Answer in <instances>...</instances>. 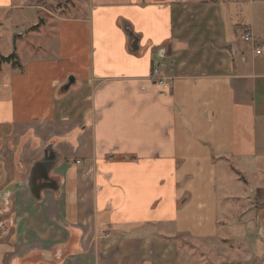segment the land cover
I'll return each mask as SVG.
<instances>
[{
  "label": "crops",
  "instance_id": "1",
  "mask_svg": "<svg viewBox=\"0 0 264 264\" xmlns=\"http://www.w3.org/2000/svg\"><path fill=\"white\" fill-rule=\"evenodd\" d=\"M34 2L0 0L18 38L0 63V264H235L244 207L220 227L215 162L231 198L264 177V0H88L45 22Z\"/></svg>",
  "mask_w": 264,
  "mask_h": 264
},
{
  "label": "rangeland",
  "instance_id": "2",
  "mask_svg": "<svg viewBox=\"0 0 264 264\" xmlns=\"http://www.w3.org/2000/svg\"><path fill=\"white\" fill-rule=\"evenodd\" d=\"M34 4L37 6H40L43 10H41L40 15V21L45 22L47 20V13L57 11L60 9H69V12H74V9H79L80 13L76 17H84L89 14V9H91L92 5H89L88 0L81 1L80 4L77 3L75 6V0H34ZM33 12V11H31ZM3 23L4 21H0ZM18 24V23H17ZM19 25V24H18ZM21 27V26H19ZM53 27V24L51 25ZM22 29V27H21ZM16 31L15 24L11 23H3L2 28L0 30V43L5 50H1L0 47V63L3 60L2 55H12L15 52H13V49L16 45H14L15 40H18L15 36H13V33ZM27 32L24 33V36L22 37L23 40L27 39L26 37ZM28 36V35H27ZM36 40H39L37 38ZM21 41V39H20ZM42 41V40H41ZM45 41L48 42H55L53 41L52 36H50L49 40L45 39ZM8 47V50H6ZM17 47V46H16ZM13 52V53H12ZM37 57H41L47 52L38 51ZM15 58V57H13ZM262 168L264 169V163L260 164ZM250 166V172L253 171V168L251 164ZM215 167L217 168V183H216V194L218 199V215L220 217V227H222L224 222V211L227 208H230L231 206L233 208H236L237 201L238 207L241 209L242 207L246 209H242L240 211H230L228 219L230 223L232 224V228L230 229V235L231 240L227 242L226 250H228L230 253L238 252L243 257H238L239 260H235V264H264V232L262 233V236L259 235L258 229L256 227V219H260L261 221H264V203L260 204L261 201H259L256 198V194L258 190H262L261 192L262 197H264V177L262 175L258 176L257 178H252L253 175L249 174L248 179L246 181H243V179L239 180L241 183V192L238 196V198H231L232 195L229 196L227 191H230V188L232 187L233 182L231 183L225 178V166L220 163L219 161L215 162ZM240 176L241 173L238 170ZM238 172L233 171V173H236L238 175ZM264 173V171H263ZM228 178V177H227ZM229 196V197H228ZM227 197L229 199H227ZM257 199V200H254ZM255 201H258L255 203ZM244 204V205H243ZM255 206V207H251ZM251 207V208H250ZM235 243V246H234ZM221 248H225L221 244H216L214 250L218 253L220 252ZM246 255H245V254ZM241 262V263H239Z\"/></svg>",
  "mask_w": 264,
  "mask_h": 264
},
{
  "label": "water",
  "instance_id": "3",
  "mask_svg": "<svg viewBox=\"0 0 264 264\" xmlns=\"http://www.w3.org/2000/svg\"><path fill=\"white\" fill-rule=\"evenodd\" d=\"M44 156H45V157L43 158L44 161L47 160L48 158H49V159H53V154H52L50 151L48 152V150H45V151H44ZM47 168H48V166H47ZM48 169H49V168H48ZM48 169H47V170H48ZM41 180H43L45 183L49 181L48 178H47L46 176H45L43 179H40V180H39V181H40V184H38V185L36 186V188L33 190V191H36V193H38L39 190H40L41 188L46 187V186H45V185H46L45 183H44V184H41ZM50 183H51V182H50Z\"/></svg>",
  "mask_w": 264,
  "mask_h": 264
},
{
  "label": "built area",
  "instance_id": "4",
  "mask_svg": "<svg viewBox=\"0 0 264 264\" xmlns=\"http://www.w3.org/2000/svg\"><path fill=\"white\" fill-rule=\"evenodd\" d=\"M241 40L243 41V42H250V40H251V36L249 35V34H243L242 36H241ZM156 74V71L154 72V75ZM154 78H156V76H153V79ZM156 80V83L157 84H161V83H163V82H165V78H163V79H160V78H157V79H155Z\"/></svg>",
  "mask_w": 264,
  "mask_h": 264
},
{
  "label": "trees",
  "instance_id": "5",
  "mask_svg": "<svg viewBox=\"0 0 264 264\" xmlns=\"http://www.w3.org/2000/svg\"><path fill=\"white\" fill-rule=\"evenodd\" d=\"M12 59H14V58H13V55H11V56H9L8 58L3 59V60H4V61H7V60H12Z\"/></svg>",
  "mask_w": 264,
  "mask_h": 264
},
{
  "label": "flooded vegetation",
  "instance_id": "6",
  "mask_svg": "<svg viewBox=\"0 0 264 264\" xmlns=\"http://www.w3.org/2000/svg\"><path fill=\"white\" fill-rule=\"evenodd\" d=\"M45 164H46V162H43V163H42V166L45 165ZM38 173L40 174V172H38ZM34 180H35V179H33V182H34ZM33 182H32V183H33Z\"/></svg>",
  "mask_w": 264,
  "mask_h": 264
}]
</instances>
